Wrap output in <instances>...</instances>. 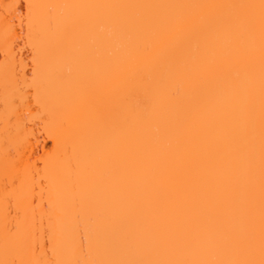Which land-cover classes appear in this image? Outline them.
I'll return each instance as SVG.
<instances>
[{"label":"bare ground","instance_id":"bare-ground-1","mask_svg":"<svg viewBox=\"0 0 264 264\" xmlns=\"http://www.w3.org/2000/svg\"><path fill=\"white\" fill-rule=\"evenodd\" d=\"M0 264H264V0H0Z\"/></svg>","mask_w":264,"mask_h":264}]
</instances>
